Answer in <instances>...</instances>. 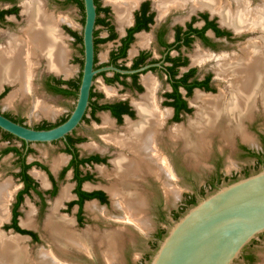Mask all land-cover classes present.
I'll return each instance as SVG.
<instances>
[{
	"label": "flooded vegetation",
	"instance_id": "af4514ba",
	"mask_svg": "<svg viewBox=\"0 0 264 264\" xmlns=\"http://www.w3.org/2000/svg\"><path fill=\"white\" fill-rule=\"evenodd\" d=\"M28 1L29 0H0V43L4 42L3 47L6 45V42L12 38L19 40L26 37L25 31L28 29L29 23L24 10ZM80 1L82 0H41L44 10L47 11V13H52L54 16L55 13L51 9L53 4L59 8H64L66 6H76L80 8L78 3ZM116 1L120 0L111 1L109 2V7H104L101 4V0H97V9H100L99 13L97 12V19L100 23H96V30L94 33L95 69L99 70L104 67L112 69L107 72L99 73L94 78V85L91 91L94 97L92 100L90 99L91 103L82 120L81 126L68 135L66 140H60L52 144H39L53 145L61 143L63 146L62 157L66 158L64 160L65 162L59 166L52 167V165H50L48 167L41 161H29V155L34 152L32 145L38 144H26L14 136V139L22 142V150L16 146H11L0 151V158L8 154H12L15 157L14 164L10 170V180L13 181L15 190H13L10 201L8 218L2 224V227L5 223H8L5 228L7 230H12L11 232L15 234L13 236L24 237V241L28 242L29 248L31 243L36 244L40 241L38 234L34 232L40 229L34 219L37 216L38 210L33 208L32 212H30L32 216L35 212L36 213L32 217L34 222L32 223L33 225L31 224V226L28 227L24 226L23 222L27 220L30 214L27 215L25 220L22 219L21 212L24 210H21V207L24 203L29 206L32 202L31 199L36 195L39 200V213L44 214L47 208V195L52 198L55 197L59 191L60 184L64 183L67 177H70L73 184L71 187H67L69 188V197L62 201V206L58 208V215L63 209L64 211H70L75 208V220L61 218L69 220L71 222V228H73L74 231H76L74 226L79 227L80 230L85 226L87 221L85 214L86 206L90 212L94 210H90L89 205H94V208L95 205H99L100 207L105 206L107 208L110 206V197H112L110 196V192L101 187H96L93 184L96 183L97 179L96 171L94 170L104 165L116 168L113 163L118 158L119 154H117V151L119 153L120 148L113 142H108L107 137L122 135L126 128L124 126H127L128 123L137 124V122L139 123L141 121L136 104L143 102L144 95L148 94L149 89L148 85L145 84L146 79H149L150 82L152 81L150 87L152 94L150 98L156 103L157 113L161 114L160 125L162 124L163 126L161 125L162 134L160 135L161 140L158 142L159 149L163 151L162 147L165 146V149H171L173 152H176L179 145L182 146L183 144L184 150V142L179 140L177 144V142L170 139V133L167 134V132H171L177 126L183 127L185 125L183 128H189V124L193 125L197 120L199 121L198 111H201V107L199 106L202 105L200 101L198 102L196 100L197 96L215 97L221 95V91L223 95L226 94L225 91H227V97L226 95L224 96L227 99L230 98L231 90H228L230 87L228 83H226L227 81L221 77L220 79L217 77L216 64H218V60H216V58L219 59L221 56L241 54L242 52L240 49L245 47L250 40L257 39L259 35L258 32H254L253 30L238 31L234 29L233 26L223 24L219 15L221 9L215 11L207 6H203L204 8L200 6V8L198 7L199 5L195 6L192 2V4L189 2L192 6L189 4L185 6L184 4L182 8L179 4H177L179 8L177 5L175 6L176 3L171 5V7L166 5L161 8L158 2L154 0H130L136 5L129 12L126 23L121 26L118 21L117 12L113 6V2ZM222 1L224 2L223 4H225V2L226 4H230L229 6L230 8L232 7V10L234 9L233 11L236 10L234 0ZM247 1L251 9H256L257 6L264 5V0H258L257 2L254 0ZM258 3L260 4L258 5ZM102 14H104V17L101 16ZM114 20L117 22L120 34L115 27ZM68 25L62 22L57 25L59 33L63 36L64 41L65 39L73 38L75 44L78 46L82 45L81 35L74 32ZM98 27L107 29L106 38L100 36ZM108 42L110 45L107 53V61L99 63L98 50L101 45ZM47 63L45 58L39 59L37 66L34 68L35 75L33 74L34 77L32 78L33 85L34 81H41L44 90L48 94L65 97L59 93V91L69 89L66 82L71 81L60 79L59 77L64 75L49 70ZM115 69L124 71L125 73L121 74ZM98 77L104 78L106 87L103 88L106 89L107 95H111L110 97L108 96L109 100L106 102L101 101L102 94H97L95 92V82ZM217 83H221V90L218 94H215V92L219 91L216 87ZM10 87L14 88L11 84L3 85V89L0 90V100L5 97ZM122 93H127V95L121 96ZM103 106H107L108 109H101ZM258 111H262L264 115L261 101H258L257 108L252 111L253 116L243 121L244 130L250 135L252 141L246 143L247 141L243 140L242 136L239 134L233 136L230 143L221 139L229 146L233 143L235 137L238 136L241 140V149L244 154L254 158L256 164H258L260 168H263L264 137L261 136L259 139L262 147L261 150L257 152L254 147L257 146L256 140L258 139L256 138L255 140V137H253L246 128V124L256 116ZM99 114H101V116H98ZM3 115L15 122H20L25 125L21 118H14L6 114ZM105 115L108 116L114 127L112 128L111 125L110 127L104 128L102 124L99 127V131L106 135L100 137L98 145L96 144L97 147L96 145H91L94 147V149L89 150L91 153L86 155L82 154L80 150L82 146L80 145L85 143L86 140L85 136L78 133V130L87 131L88 128H84V124L86 122L90 123L92 120L95 122V126L98 127L99 123L103 122V116ZM68 117L61 120L58 124L47 123L33 128L38 130L50 129L65 122ZM183 119L187 121L183 124H179ZM0 131L5 135L7 134L2 130ZM109 141H111L110 138ZM164 153L163 151V154ZM164 156L166 157V154H164ZM33 172L43 175L42 178L39 179L35 173L34 176ZM173 173L175 175V171H173ZM245 175H249V172H246ZM111 176L114 177V174ZM146 179L158 181L157 177L153 175H147ZM64 187L63 184L62 189ZM41 189H45V193L42 192ZM26 198H28L27 201ZM59 199L56 200L55 204ZM54 208L55 206L49 209V213L46 217L47 220ZM161 209L160 207L158 214L162 219L163 212ZM111 221H118V223H120L121 220L117 219L116 221L112 218ZM42 226L44 227V225ZM98 231L104 233L102 228ZM84 232L81 234L76 231V233L81 236L85 235ZM86 234L91 236L89 238L97 240L95 234L89 231ZM98 236L101 237V235ZM261 236L263 237L264 234ZM159 238L160 236L158 233L153 237L154 240ZM87 246L88 245H86L85 249L69 247L68 250L75 252L79 256L86 257L92 264H108V257L105 253H94L93 248ZM96 246L98 248L103 247L101 245ZM53 253L56 254L55 249H53ZM56 256L63 258L60 254H56ZM255 257L254 254L246 252L242 255L246 264H252L255 261Z\"/></svg>",
	"mask_w": 264,
	"mask_h": 264
},
{
	"label": "bare ground",
	"instance_id": "6f19581e",
	"mask_svg": "<svg viewBox=\"0 0 264 264\" xmlns=\"http://www.w3.org/2000/svg\"><path fill=\"white\" fill-rule=\"evenodd\" d=\"M154 1H157L161 8L166 5L171 7L174 3H176L175 6L179 4L182 8V5L185 4L186 6V4L192 2L195 6L199 5L198 7L207 6L215 11L221 9L219 15L223 24L233 26L238 31L253 30L259 33L257 39L250 40L245 47L240 49L241 54L216 58L218 60V64H216L217 77L227 81L226 83L230 87L228 90H231L230 98H226L227 91L224 94L226 97L222 94V91L221 95L215 97L197 96L196 100L200 101L202 105L199 106L201 111H198L199 121L197 120L193 125L189 124V128H183L185 125L183 127L177 126L171 132H167V134L170 133V139L177 142V144L179 140L184 142V150L189 152V160L201 162V164L206 152L211 147V138L216 135L222 136L227 143H230L236 134H240L243 140L247 141L246 143L252 141L250 135L244 130L243 121L253 116L252 111L257 108L259 100L262 102L264 109V5L251 9L247 0H234L236 10L233 11L234 9L230 8V4H226V2L223 4L222 0ZM135 5L130 0L113 2L121 26L126 23L128 14ZM24 13L29 23V27L25 31L26 37L19 40L12 38L6 42L4 47L1 46L2 48H0V90L3 89L4 84L18 87L17 92L11 94L7 99V104L13 103L17 95H22L23 98L29 94L32 95L34 68L41 58H45L48 62V69L57 74L70 77L73 73V70L67 65V47L57 26L60 22L68 23L70 20L67 17H57L47 13L41 0H29L26 3ZM145 84L148 85V94L144 95L143 102L136 104L141 121L137 124L128 123L127 126H124L126 128L122 135L107 137L108 142H113L120 148L118 158L113 163L116 167L114 178L117 182L114 181V185L111 183L113 186L109 187L108 191L116 206L126 213L125 217L131 218L129 220L137 223L140 229L148 227H146L147 222L143 220L144 203L146 202L143 200L144 197H141V192L136 191L138 181H144L147 175H153L163 182L164 188L169 194H173V198L180 197L178 195L180 192H177L178 189L172 184V181L174 182L176 179L174 178L175 175L173 177L174 173L171 174L167 157L158 147V142L161 140L162 124L160 125L161 114L156 111V103L150 98L152 81L146 79ZM38 109L41 111L40 113L45 115H49L52 110L43 103L38 106ZM103 125L104 128L112 125L106 115L103 116ZM109 138L111 141H109ZM90 149H94V147L91 148L90 145ZM54 165L57 166V164ZM35 175L39 179L43 176L39 173H35ZM9 181L0 183V228L9 214V205L13 193V185ZM68 197L69 188L66 187L52 214L48 217L47 223H45V229L51 235L53 244L60 250L65 251L69 247L85 249L88 245L86 237H89V234L82 236L77 234L71 228V222L61 219L58 215V208L62 206V201L68 199ZM89 209L94 210V205H89ZM32 217L31 214L28 216L27 221L23 222L24 226L30 227L34 223ZM120 243L121 238L116 234H110L100 239V245L105 246L107 249L104 253L107 255L109 262L116 258V251L119 249ZM26 246L24 237L8 235L0 229V264H68L60 256L59 258L56 254L45 250H43L42 256H39L42 260L39 263L35 262Z\"/></svg>",
	"mask_w": 264,
	"mask_h": 264
},
{
	"label": "rangeland",
	"instance_id": "374dc122",
	"mask_svg": "<svg viewBox=\"0 0 264 264\" xmlns=\"http://www.w3.org/2000/svg\"><path fill=\"white\" fill-rule=\"evenodd\" d=\"M111 1L115 0H101V4L104 7H109V2ZM254 1L257 2L258 0ZM259 4L260 3H258V5ZM51 9L55 13V16L67 17L70 21L65 24H69L68 26H70V28L74 32H77L82 37L85 16L84 12L80 8L76 6H66L64 8H59L58 6L53 4ZM101 16L104 17V14H102ZM114 24L120 34L117 22L115 20ZM98 30L100 32V36L106 38L107 29L98 27ZM64 42L68 52L67 65L73 70V73L69 78L66 76V78L64 76H60L59 78L62 80H69L76 84L80 80L82 72L83 46H78L77 44H75L73 38L65 39ZM3 44L4 42L0 43V48H2L1 46H3ZM109 45L110 43L108 42L100 46L98 50L99 63H104L107 61L106 59ZM104 83L105 82L103 77H98L95 82V92L97 94H102V102H106L109 100V97L105 91L106 89L103 88L106 87ZM216 87L219 91L215 92V94H218L221 90V83H217ZM17 89V86H14V88L10 87L5 97L0 100V112L14 118H21L27 126L35 127L47 123L58 124L61 120L66 119L70 115L76 104L77 98L74 96L62 97L48 94L44 90L41 81L38 80L34 81V94H29L24 98L22 95H17L13 103L7 104V99L11 96V94L17 92ZM123 95H127V93H122L121 96ZM42 103L52 109L49 115L40 113L41 111L38 109V106ZM98 116H101V114H99ZM186 121V119H183L179 124H183ZM102 124L103 122L99 123V126L96 127L95 122L92 120L90 123L86 122L84 124V128H88L87 131L81 129L78 130V133L85 136L86 140L85 143L80 145L82 146V148H80L82 154L86 155L91 153V151H89L92 150L90 149V145H98L100 137L106 135L105 133L99 131V127ZM246 128L247 131L250 132L253 137H255V140L256 138L258 139L256 140L257 146L254 148L257 152L260 151L262 144L260 143L259 139L261 138V136L264 137V115L262 111H258L256 113V116H254V118L246 124ZM219 136L220 135H216L211 138V147L207 151L208 153L206 152L204 159L202 160V164L201 162H193L191 161V159L189 160V152L187 150H183L182 143V146L179 145L176 152H173L171 149H165V146L162 145V149L165 152L164 154H166V157L169 160L168 167L171 171V174H173L172 171H175V177L174 174L173 177L176 179L174 180V182L172 181V184L176 189H178L177 192H180L178 194L180 195V197H177V199L175 197L173 198V194H169L167 192L166 188H164L165 185H163V182L161 180L159 181V179L158 181H151L148 179H145V182L143 180L140 182L138 181L139 183L137 182L138 187L136 191L141 192L140 195H142V198L144 197L143 200L144 202H146L144 203L146 209L144 208L145 211H143V220L147 222L146 227L148 228L142 227L140 229V226L137 223H135L133 220H129L131 218H126V213L123 210L119 209L118 206H116L112 197H110L111 203L108 208L105 206L100 207L99 205H95L94 211L90 212L88 211L86 206L85 214L87 217V221L85 223V226L81 228V230H84L85 232L81 231L79 227L74 226V229L81 234H83V232L84 234H86L89 231L95 234L96 237H98L97 240L89 238L91 236L86 237L88 244L87 247H92L94 253L98 254V252H100L104 254L105 250H107L106 247L104 246L98 248L96 245H100L101 238H105L110 234H116L120 236L121 243L118 250L114 249L117 250L116 258L112 262H107L108 264H149L152 257L158 250L161 240H163L167 235L170 226L177 222L193 206L189 205L190 201L195 200V202L198 203L201 197L209 196L210 194L214 193L219 187L258 173L262 169L258 166V164H256V160L254 158H251L250 156L244 154L243 150L241 149V140L238 136L235 137L233 143L229 146L226 145V141L223 142L224 139L222 138V136ZM11 146H16L20 150H22V142L14 138H10L0 131V151ZM92 147L93 146H91V148ZM32 148L34 152L29 155V161L37 160L46 164V166L48 167L50 165L54 167V164H57L59 166L60 163L63 164L64 161L62 160L66 159L65 157L61 159L63 156V146L61 143L53 145H32ZM14 158L15 157L12 154H8L7 156H3L0 158V175L2 179L0 180L1 183L10 180V170L14 164ZM107 166L108 165L100 166L98 167V169L94 170L96 171L97 179L96 183H93L96 187H101L106 191L108 190L106 188L112 187L115 182H117V180L114 178L115 175L114 177L111 176L112 174H115V168L113 166ZM246 172H249V175L246 176ZM34 173L35 172H33V175ZM11 184L13 185V192V190H15V185L13 181H11ZM63 184L65 186L64 188H66L71 187L73 182H71L70 177H67L65 182L60 184L59 191L55 197L52 198L47 195V208L44 214L39 213V200L36 195L31 199L32 202L29 206L24 203L21 207V210H24L21 212V218L24 220L27 218V215L32 212L31 210H33V208L38 210L37 216L34 219L39 225L38 227L40 228L35 231L33 230L38 234V237L40 239L39 243L32 244L30 242L31 244L29 243V248L28 242L25 241V246L27 245L26 247L30 252L31 258L38 263L42 260L39 256H42L43 250L51 253L53 249H55L56 254H60L63 257L62 259L65 258L66 260L64 259V261L68 262V264H92L88 259H86V257L79 256L75 252L68 250V248L65 249V251H62L60 249L58 250V248H56L51 240V235L45 229V223H47L46 217L49 213L48 211L56 205V200L61 198V194L62 192H64V188L62 189ZM41 190L45 193V189ZM27 200L28 198H26V201ZM160 207L162 208L161 210L163 212L162 219L158 214ZM59 215L61 216V218L75 220L76 210L75 208L70 211H64L63 209L60 211ZM112 218L113 220L117 221V219H119L121 221L120 223H118V221L113 222L111 221ZM164 220L167 222H165ZM129 223H133L140 231L132 228ZM7 225L8 223H5L3 227L1 225L0 229L5 234H12V236L15 235L11 232L12 230H7L5 228V226ZM42 225H44V227ZM101 228L102 230H104V233H100L98 231ZM157 233L159 234L160 238L154 240L153 237ZM98 235H101V238ZM261 264H264V260Z\"/></svg>",
	"mask_w": 264,
	"mask_h": 264
},
{
	"label": "water",
	"instance_id": "95a60500",
	"mask_svg": "<svg viewBox=\"0 0 264 264\" xmlns=\"http://www.w3.org/2000/svg\"><path fill=\"white\" fill-rule=\"evenodd\" d=\"M83 66L76 104L68 119L50 129L19 124L0 113V130L26 144H52L66 140L79 126L90 106L95 69V0H83ZM121 74L124 71L117 70ZM134 73V72H130ZM137 229V227L129 223ZM264 167L253 175L219 187L193 205L167 235L149 264H246L242 255L254 254L252 264L264 260ZM246 249V250H245Z\"/></svg>",
	"mask_w": 264,
	"mask_h": 264
},
{
	"label": "trees",
	"instance_id": "16d2710c",
	"mask_svg": "<svg viewBox=\"0 0 264 264\" xmlns=\"http://www.w3.org/2000/svg\"><path fill=\"white\" fill-rule=\"evenodd\" d=\"M95 2L97 4V0H95ZM78 3H79V6H80V9L84 12L83 0L78 2ZM99 11H100V9L98 8L97 12L99 13ZM99 23H100V21L97 19V24H99ZM81 43H82V37H81ZM82 66H83V62H82ZM66 84L69 86V89L60 90L59 93H61L65 97L74 96V97L77 98V93H78V89H79V85H80V80L76 84L75 83H71V82H66ZM93 97H94V94L91 93L90 99L92 100ZM101 109H108V107L107 106H103V107H101ZM17 123L21 124L20 122H17ZM6 135L8 137H10V138H14L12 135H10L8 133ZM89 196H93V195H89ZM195 204H196L195 200L189 202V205H195Z\"/></svg>",
	"mask_w": 264,
	"mask_h": 264
}]
</instances>
